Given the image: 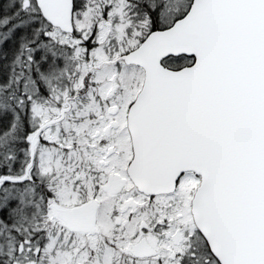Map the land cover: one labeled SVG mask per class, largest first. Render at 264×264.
Masks as SVG:
<instances>
[{
    "label": "snow or ice",
    "instance_id": "snow-or-ice-1",
    "mask_svg": "<svg viewBox=\"0 0 264 264\" xmlns=\"http://www.w3.org/2000/svg\"><path fill=\"white\" fill-rule=\"evenodd\" d=\"M0 264H264V0H0Z\"/></svg>",
    "mask_w": 264,
    "mask_h": 264
}]
</instances>
